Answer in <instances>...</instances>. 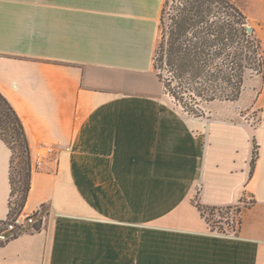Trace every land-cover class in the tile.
Listing matches in <instances>:
<instances>
[{
  "label": "crops",
  "instance_id": "obj_1",
  "mask_svg": "<svg viewBox=\"0 0 264 264\" xmlns=\"http://www.w3.org/2000/svg\"><path fill=\"white\" fill-rule=\"evenodd\" d=\"M164 2L0 0V91L52 149L0 264H264V87L253 122L182 111L154 67ZM11 160L0 137V221ZM199 205H239L238 226Z\"/></svg>",
  "mask_w": 264,
  "mask_h": 264
},
{
  "label": "trees",
  "instance_id": "obj_2",
  "mask_svg": "<svg viewBox=\"0 0 264 264\" xmlns=\"http://www.w3.org/2000/svg\"><path fill=\"white\" fill-rule=\"evenodd\" d=\"M248 25L249 17L239 0H165L154 55V67L165 93L184 111L196 115L214 101L239 100L249 77H264V41L258 30L251 25L249 31ZM0 137L12 150V197L8 218L0 221L6 224L22 213L31 189L33 167L25 125L1 91ZM17 152L22 166L16 178L13 170ZM257 156L255 144L251 174ZM16 192L20 194L17 206L12 200ZM199 208L204 215L207 209H220L201 205ZM41 225L40 220L34 227L38 230ZM19 233L1 232L0 245Z\"/></svg>",
  "mask_w": 264,
  "mask_h": 264
},
{
  "label": "rangeland",
  "instance_id": "obj_3",
  "mask_svg": "<svg viewBox=\"0 0 264 264\" xmlns=\"http://www.w3.org/2000/svg\"><path fill=\"white\" fill-rule=\"evenodd\" d=\"M239 4L248 15L250 24L256 27L260 35L263 36L262 23L259 20L258 14L256 12L257 5L252 4L251 0H239ZM263 87H264V77L262 75H255L253 77H249L248 80L246 81L244 91L239 100L233 102L216 101L214 103L206 104L204 110L207 108L208 111H240V113L235 116L234 120H240L241 118L242 119L244 118L246 120H249L250 122H253L256 117V111H260L258 99L260 96V92L263 90ZM181 109L182 111H184L182 107ZM198 112H199L198 114L201 115L204 111H198ZM192 115H196V114H192ZM21 160L22 158L20 157L19 152H17L15 166L13 170V175L16 178L21 170V166H22ZM19 197L20 194L16 192V194L12 198L15 206H17ZM248 201L249 199H247V202ZM238 206L236 205L232 207H223L215 210L207 209L205 211V215L208 219L211 228L219 232H229L233 228L237 227L239 224V213H240ZM23 230L25 229L22 228L16 230V232H22ZM1 232L3 233V235L12 234V231L7 230L6 224H2V223H0V233Z\"/></svg>",
  "mask_w": 264,
  "mask_h": 264
},
{
  "label": "built area",
  "instance_id": "obj_4",
  "mask_svg": "<svg viewBox=\"0 0 264 264\" xmlns=\"http://www.w3.org/2000/svg\"><path fill=\"white\" fill-rule=\"evenodd\" d=\"M52 149L47 147L43 150L37 151L36 153H32V167L39 168L42 167L44 163V159L47 153L51 152ZM7 230L16 231L25 227V218L22 213L15 215L11 219H9L6 223Z\"/></svg>",
  "mask_w": 264,
  "mask_h": 264
},
{
  "label": "water",
  "instance_id": "obj_5",
  "mask_svg": "<svg viewBox=\"0 0 264 264\" xmlns=\"http://www.w3.org/2000/svg\"><path fill=\"white\" fill-rule=\"evenodd\" d=\"M248 29H249V31H252V26L248 25Z\"/></svg>",
  "mask_w": 264,
  "mask_h": 264
}]
</instances>
